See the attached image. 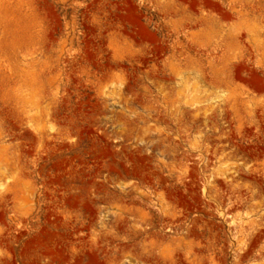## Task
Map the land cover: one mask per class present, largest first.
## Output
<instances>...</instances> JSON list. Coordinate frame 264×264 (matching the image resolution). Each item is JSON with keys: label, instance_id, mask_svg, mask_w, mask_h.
I'll list each match as a JSON object with an SVG mask.
<instances>
[{"label": "rangeland", "instance_id": "obj_1", "mask_svg": "<svg viewBox=\"0 0 264 264\" xmlns=\"http://www.w3.org/2000/svg\"><path fill=\"white\" fill-rule=\"evenodd\" d=\"M0 264H264V0H0Z\"/></svg>", "mask_w": 264, "mask_h": 264}]
</instances>
